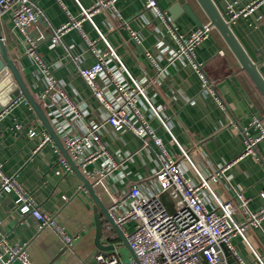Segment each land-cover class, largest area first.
I'll list each match as a JSON object with an SVG mask.
<instances>
[{"label": "crops", "instance_id": "crops-1", "mask_svg": "<svg viewBox=\"0 0 264 264\" xmlns=\"http://www.w3.org/2000/svg\"><path fill=\"white\" fill-rule=\"evenodd\" d=\"M33 1L40 10V17L29 29L36 44V53L46 64L54 66L53 73L58 80L65 83L68 95L87 108V117H99L103 110L98 100L78 74L74 60L67 54V50L71 55L80 54L83 65H90L94 61L81 33L70 29L62 35L56 45H49L52 29L68 20L67 13L80 15L78 3L75 0ZM77 1L89 9L97 0ZM156 1L165 15L172 16L171 27L179 33H186L195 27L194 21L183 8L185 5L191 8L201 23L208 22L196 0ZM144 2L145 0H114L113 4L121 18H116L111 8H101L92 15L93 22L106 35L130 73L145 84L148 96L158 108L173 136L188 151L192 164L202 176L208 177L216 166L234 160L244 150L243 133L234 124L248 125L255 115L261 119L264 127V99L214 28L210 35L196 46L195 57L204 62L207 75L215 81V90L221 104H218L212 95L198 93L200 77L189 59L183 56L168 64L167 56L160 54V44L175 48L177 40L163 16L152 8H144ZM213 2L226 19L228 3L243 6L248 0ZM126 25L138 30L141 36L140 44L130 38ZM230 27L248 56L258 64V69L264 77V3L248 17H240L231 22ZM81 30L90 38L97 37L88 20L83 21ZM0 31L8 56L35 98V95L44 90L45 78L33 55L24 53L26 42L13 27L9 13L0 16ZM98 45L103 47L102 42ZM145 51L156 56L158 65L164 67V75L154 83L150 78L155 75V68ZM38 103L50 118L48 112L52 106L46 111V108ZM142 110L155 128V133L170 149L178 153V147L169 144L170 135L161 126L159 119L149 115L145 108ZM16 124H21V127L17 128ZM29 128L35 130L31 136L28 134ZM43 130L46 128L41 120L26 98L21 96L0 118L2 172L15 175L18 183L42 210L56 215L57 222L65 231L74 235L73 245L64 246L52 228L37 230V220L31 215H21L16 209L14 190H0V235L10 244L27 242L29 257L35 264H99L94 258L97 252L103 255L116 253L120 260L126 263L131 252L103 216L101 240L104 247L93 253L95 203L74 171L67 173L59 164V155L63 153L53 139L59 152L54 150L51 143H46L34 151L42 139ZM249 132L251 135H257L259 129L251 127ZM102 137L112 152H135L140 147V140L128 131L114 130L108 126ZM179 161L186 168L191 180L197 181V175L190 164L181 158ZM156 166L157 158L153 147L141 149L134 153L131 160L124 163V169L129 172L128 179L120 181L110 177L108 187L111 191H122L132 181L148 184L149 175ZM225 174L229 177L231 186L241 189L243 194L250 198V210L256 211L264 207V139L257 143L255 154L243 155L225 171ZM80 183L82 188H78ZM210 185L221 199H228L233 194L223 178L210 181ZM202 197L209 207L213 206L207 191L204 190ZM100 198L107 206V198L104 195ZM168 198L167 195H162L164 203ZM235 217L238 221L243 220L240 211ZM131 225L132 223H128V226ZM245 236L264 264V219L260 226L248 225ZM231 242L245 264H260L254 260L250 249L239 237H232ZM12 264L21 263L16 260Z\"/></svg>", "mask_w": 264, "mask_h": 264}, {"label": "built area", "instance_id": "built-area-1", "mask_svg": "<svg viewBox=\"0 0 264 264\" xmlns=\"http://www.w3.org/2000/svg\"><path fill=\"white\" fill-rule=\"evenodd\" d=\"M80 7V15L69 13L68 20L52 29L49 45H56L62 35L70 30H78L83 41L93 56L90 65H83L80 54L70 56L76 63V69L92 95L98 100L103 113L96 118H88V110L79 102H75L68 95L65 83L54 75L52 64H46L36 53V44L29 33L30 27L40 17V10L33 0H0V16L9 13L13 27L23 36L26 46L24 53L33 55L39 64L45 78V88L35 95L48 112L51 125L59 137L63 147L80 172L95 188L100 197L107 198L109 216L125 236L131 249V256L123 263L116 253L103 255L94 254L99 264H245L231 242L234 236L239 237L250 249L256 262L263 264L262 258L252 249L246 236L248 225L260 226L264 219V207L252 211L248 207L250 198L245 196L241 189L231 186L225 171L239 158L246 154H255L257 143L264 139V127L261 119L253 116L245 126L234 124L240 128L244 136V150L234 160L216 166L208 177L202 176L192 164L188 151L179 144L173 136L166 121L160 116L158 108L148 96L145 84L138 81L127 69L119 55L108 42L106 35L93 22L92 15L101 8H111L116 18L121 16L115 8L114 0H97L92 8L86 9L75 0ZM264 3V0H248L243 6L228 3L226 20L231 23L240 17H248L254 10ZM144 8H152L163 16L177 46L160 44V54L167 56L168 64L175 59L186 56L200 77L198 93L212 95L220 103L215 90V81L207 75L204 62L195 57L196 46L206 39L213 27L208 23H201L186 33H179L171 27L170 17L159 8L156 0H145ZM84 20L90 21L97 37L90 38L81 30ZM130 38L136 44L141 43L138 30L126 25ZM103 43V47L98 45ZM155 68V75L150 78L152 83L164 75V67L158 65L157 57L145 51ZM23 97L17 95L5 106L0 108V118L8 112L11 106ZM142 108L159 119L161 126L170 135L169 144L178 147V153L170 149L155 133V128L144 115ZM231 122V121H230ZM232 124V123H231ZM128 131L140 140L141 149L153 147L157 158V166L149 175V183L132 181L125 190L111 191L108 180L114 177L126 181L129 172L124 169V163L133 158L135 152L111 151L102 135L108 130ZM17 128L21 124H16ZM259 129L257 135H251L249 129ZM33 128L28 129L31 136ZM42 139L35 148L51 143L54 150L59 149L46 131H42ZM187 161L197 175V181H192L186 173V168L179 159ZM59 164L67 173L73 169L64 155H59ZM0 163V190H14L16 193L15 206L23 216H33L37 220V230L52 228L59 235L64 246L71 247L74 235L65 231L56 219V215L40 208L32 196L18 183L15 175H6L2 172ZM117 169V171H115ZM56 171V173H58ZM223 178L232 189V196L228 199L219 198L211 188L210 181ZM82 188V184L78 185ZM204 190L213 202L208 206L203 200ZM172 200V209L169 210L162 200V195ZM240 211L243 220L235 217ZM128 223H132L128 226ZM229 252L231 261L224 255L221 246ZM21 264H35L28 253V243L10 244L0 235V264H12L13 261Z\"/></svg>", "mask_w": 264, "mask_h": 264}, {"label": "water", "instance_id": "water-1", "mask_svg": "<svg viewBox=\"0 0 264 264\" xmlns=\"http://www.w3.org/2000/svg\"><path fill=\"white\" fill-rule=\"evenodd\" d=\"M199 7L205 14L208 19V23L220 34V36L225 41L226 45L236 58L240 67L246 72L249 76L250 80L257 88L262 98L264 99V77L260 73L258 69V64L254 62L246 53L239 40L236 38L233 33L230 23L224 18L222 13L216 7L213 0H196ZM176 7V6H175ZM184 10L187 14L192 18L195 23V27L201 24V21L194 14L191 8L188 5L183 6ZM171 13H174L173 10H170ZM172 21V16H169ZM0 105L5 106L8 104L12 97L19 95L20 93L26 98L30 106L35 111L38 118L41 120L42 124L46 128L47 132L50 134L58 148L62 151L64 157L67 159L68 163L72 167L74 173L78 176L79 180L86 187L89 194L91 195L94 201L93 213H94V226H95V235H94V247L95 253L97 250L102 249V231H103V222L102 216L108 222L109 226L116 232L122 242L131 249L127 243V240L119 227L115 224L112 218L109 216L107 208L103 203V200L100 198L95 188L91 185V183L85 178V176L80 172L75 163L69 157L67 151L63 147L59 137L55 133L51 122L44 110L40 106V104L36 101V99L29 92L27 87L22 81V78L19 74V71L14 64V62L10 59L6 52V48L2 39L1 31H0ZM224 255L227 257L228 261H231L228 250L224 245L221 246Z\"/></svg>", "mask_w": 264, "mask_h": 264}, {"label": "rangeland", "instance_id": "rangeland-1", "mask_svg": "<svg viewBox=\"0 0 264 264\" xmlns=\"http://www.w3.org/2000/svg\"><path fill=\"white\" fill-rule=\"evenodd\" d=\"M166 204L171 208L172 200L168 198V199L166 200V202H165V205H166ZM167 205H166V206H167ZM168 206H167V208H168ZM170 208H168V209L170 210ZM127 253L129 254L128 251H127Z\"/></svg>", "mask_w": 264, "mask_h": 264}]
</instances>
